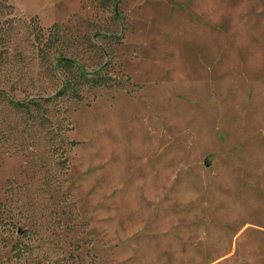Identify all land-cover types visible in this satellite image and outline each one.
<instances>
[{
  "label": "rangeland",
  "instance_id": "374dc122",
  "mask_svg": "<svg viewBox=\"0 0 264 264\" xmlns=\"http://www.w3.org/2000/svg\"><path fill=\"white\" fill-rule=\"evenodd\" d=\"M0 264H264V0H0Z\"/></svg>",
  "mask_w": 264,
  "mask_h": 264
},
{
  "label": "trees",
  "instance_id": "16d2710c",
  "mask_svg": "<svg viewBox=\"0 0 264 264\" xmlns=\"http://www.w3.org/2000/svg\"><path fill=\"white\" fill-rule=\"evenodd\" d=\"M66 90V85L63 86L58 92H57V96H60L63 94V92ZM77 96V94H75ZM79 97V96H78ZM53 98L52 97H49V98H46L45 101H51ZM23 103H18V106L22 105ZM36 104V103H35Z\"/></svg>",
  "mask_w": 264,
  "mask_h": 264
}]
</instances>
